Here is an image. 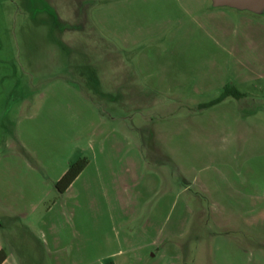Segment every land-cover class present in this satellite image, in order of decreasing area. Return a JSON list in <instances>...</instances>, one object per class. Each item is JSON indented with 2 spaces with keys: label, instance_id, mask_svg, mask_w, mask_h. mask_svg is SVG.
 <instances>
[{
  "label": "rangeland",
  "instance_id": "obj_1",
  "mask_svg": "<svg viewBox=\"0 0 264 264\" xmlns=\"http://www.w3.org/2000/svg\"><path fill=\"white\" fill-rule=\"evenodd\" d=\"M227 84L243 97L203 107ZM111 127L141 152L116 141L129 165L114 166L115 183L101 186L113 211L98 218L97 252L106 230L114 251L155 239L139 264H264V10L211 0H0L4 251L21 250L14 198L41 199L32 224L57 200L72 207L85 182L62 195L55 183ZM67 246L64 264H78Z\"/></svg>",
  "mask_w": 264,
  "mask_h": 264
},
{
  "label": "crops",
  "instance_id": "obj_2",
  "mask_svg": "<svg viewBox=\"0 0 264 264\" xmlns=\"http://www.w3.org/2000/svg\"><path fill=\"white\" fill-rule=\"evenodd\" d=\"M211 6L215 8L212 0ZM131 67L136 73L141 69L137 64ZM62 85L63 89L68 90L65 82ZM68 86L72 87L69 84ZM126 136L124 132L112 127L106 128L105 131L98 134L89 162L77 178L92 167L103 170L105 176L101 178L99 173L97 180H74L67 190L74 187L76 183L81 184L82 181L87 187L84 188V192L80 191L79 196L83 194V199L80 202L79 196H77L79 191L75 189L74 204H71L72 207L69 209H65L57 200L44 210L32 224L30 218L38 208V202L41 199H37L35 203L31 197L26 198L27 196L23 194L14 198L18 202L12 207L11 215L18 221L16 223L20 224L22 229L21 250L19 251L15 244H11L10 249L5 250L6 259L1 264H64L67 245L70 247L69 257L78 264L94 262V264L97 262L104 264L108 261L113 264H139L143 261L148 252L156 246L155 239L142 244L128 242L122 245L123 243H120L119 245L123 246V249L119 248L114 251L112 242L108 238L109 233L105 230L103 238L100 240L102 248L97 252L98 218L111 217L113 211L108 205L103 208V205L105 206L103 202L106 203L109 198H104L101 186L115 183L116 180H109L113 176L110 170L114 166L121 169L128 167L127 154H124V150L116 145L117 140L129 145L131 141ZM131 147L135 154H138V151L141 152L140 147L134 141L131 142ZM91 186H98V192L90 194ZM22 220H28L27 226L22 225ZM14 233H18L17 229H14ZM1 249L4 250V244L0 239Z\"/></svg>",
  "mask_w": 264,
  "mask_h": 264
},
{
  "label": "trees",
  "instance_id": "obj_3",
  "mask_svg": "<svg viewBox=\"0 0 264 264\" xmlns=\"http://www.w3.org/2000/svg\"><path fill=\"white\" fill-rule=\"evenodd\" d=\"M227 97H233L239 99L243 97L234 86L224 85L220 90V95L210 101L203 107H210L215 104L222 102ZM89 160L86 157L79 158L78 160L70 163L64 172V174L55 183V188L59 194L64 193L67 188L72 184V182L77 178V176L83 171L87 166ZM6 259V253L4 250H0V264ZM104 264H113L111 261L105 262Z\"/></svg>",
  "mask_w": 264,
  "mask_h": 264
},
{
  "label": "water",
  "instance_id": "obj_4",
  "mask_svg": "<svg viewBox=\"0 0 264 264\" xmlns=\"http://www.w3.org/2000/svg\"><path fill=\"white\" fill-rule=\"evenodd\" d=\"M213 6H227L239 10L261 13L264 10V0H212Z\"/></svg>",
  "mask_w": 264,
  "mask_h": 264
}]
</instances>
